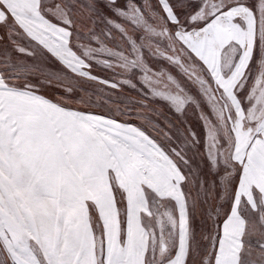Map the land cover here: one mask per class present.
<instances>
[{
  "label": "snow or ice",
  "instance_id": "6c2138e0",
  "mask_svg": "<svg viewBox=\"0 0 264 264\" xmlns=\"http://www.w3.org/2000/svg\"><path fill=\"white\" fill-rule=\"evenodd\" d=\"M0 264H264V0H0Z\"/></svg>",
  "mask_w": 264,
  "mask_h": 264
}]
</instances>
